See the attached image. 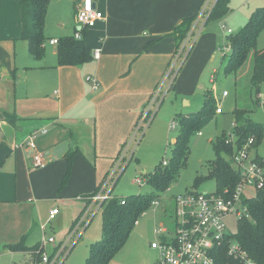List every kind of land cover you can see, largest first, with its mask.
I'll return each instance as SVG.
<instances>
[{"label": "crops", "instance_id": "0c3cea01", "mask_svg": "<svg viewBox=\"0 0 264 264\" xmlns=\"http://www.w3.org/2000/svg\"><path fill=\"white\" fill-rule=\"evenodd\" d=\"M83 1H50L45 54L36 58L28 40L22 37L18 0H0L2 264H27L28 258L31 264L32 253L12 250L7 245L25 241L28 250H32L43 244L49 228L55 232L63 230L61 234H66L70 226L71 230L87 203L79 197L99 191L181 48L173 35L176 26L196 16L206 0H93L105 18L94 27L83 29L80 39L75 38L79 45L91 50L92 59L78 64L62 63L59 47L64 38L73 34L75 37L76 13ZM259 5L255 3L249 11L254 12ZM54 38L60 42L52 44L50 39ZM96 50H100L99 58L93 56ZM252 66L250 61L242 70H248L245 86L250 82ZM89 76L98 79L97 89L87 80ZM183 78L177 73L173 89L176 96L188 94ZM211 78L215 86L217 76L214 82ZM41 128L47 131L37 133V149L48 164L34 168V150L24 142ZM257 148H253L256 158L264 163ZM144 169L142 174L149 173ZM54 208H59V213L49 220Z\"/></svg>", "mask_w": 264, "mask_h": 264}, {"label": "rangeland", "instance_id": "374dc122", "mask_svg": "<svg viewBox=\"0 0 264 264\" xmlns=\"http://www.w3.org/2000/svg\"><path fill=\"white\" fill-rule=\"evenodd\" d=\"M255 3L260 4L257 7L264 6V0H232V11L230 13L223 18L211 20L208 25L203 24L200 26V29H197L196 35L193 37V40L196 42H194L193 52H190L191 54L186 59L187 61L182 58L177 63V72L182 76L184 75L183 83L186 90L188 89V94L176 96L174 90L166 92L153 122L145 126L144 134L141 132L142 139L136 145L134 159L130 161L118 178L112 196L130 197L132 195H146L153 192V187L147 182L141 170L145 168L148 172H151L163 159L171 158L173 150L172 140L179 134V127L177 125L172 127V123L173 121H177L181 110L200 113L206 100V94L212 91L216 98L217 106L223 108V113L213 114L208 122L202 124L199 129L194 131L190 139V151L186 164L180 168L177 178L172 181L170 187L161 191L160 204H152L139 218L127 243L110 264H157L159 258L158 252L151 248V242L161 236L158 229H161L162 225L173 231L176 223L174 216L175 196L182 194L186 189H197L198 191L205 192L216 190L215 179H207L199 187L195 186V179L198 174L206 173L208 163L216 159L217 154L214 148V141L224 135L231 138L235 136L232 111L236 107L237 102L236 86L238 80H240V86H245L244 82L248 76V70L243 72L242 70L248 62L239 68L237 74L234 75L233 73L226 72V64L230 56L228 55L224 58L223 55L227 53L228 46H230V34H237L246 26L253 12L252 10L249 11V7L255 6ZM191 44L188 46V49H190ZM257 47L259 49L264 48V30L258 38ZM48 49H50L49 46ZM183 61L186 62L184 63ZM215 69L218 73L216 75V84L213 86L210 78ZM224 91H228L230 95L222 97ZM243 98L246 99L245 96ZM256 99L258 102H262V105L257 108L252 117L264 125V86L261 89V95L256 97ZM200 132L202 133L201 135L199 134ZM233 145L235 147L237 145L235 138ZM257 149L259 154L264 157V137ZM221 155L227 159L229 158L225 151H222ZM251 156L253 158L256 157V150L251 153ZM136 177L143 179L142 183L137 182ZM246 194L247 196H254L256 195V191L246 189ZM102 212L103 208L95 214L91 223L83 231L81 239L70 251L69 256L63 260L62 264H86V259L90 255L91 244L102 238ZM227 223L230 230L236 233L238 218L232 215L227 219ZM70 227L66 234H61L63 230L55 232L48 227V233L43 237L42 241L53 236L55 242L45 244L47 252H52L60 245L61 241L68 234ZM22 251H27L31 254L34 250ZM29 261L28 258L26 263L30 264ZM2 263V260H0V264Z\"/></svg>", "mask_w": 264, "mask_h": 264}, {"label": "trees", "instance_id": "16d2710c", "mask_svg": "<svg viewBox=\"0 0 264 264\" xmlns=\"http://www.w3.org/2000/svg\"><path fill=\"white\" fill-rule=\"evenodd\" d=\"M51 0H18L23 23L22 37L29 42L31 54L36 58L44 56L45 22ZM232 11L231 0H217L215 6L205 21L223 18ZM196 16L182 20L175 28L173 35L181 47L193 28ZM264 30V6L257 8L250 20L239 33L230 34V51L223 55L230 59L226 64V72L237 74L239 68L252 61V73L247 86H237V103L232 111L234 117V132L237 145L244 144L251 137L255 139L258 147L264 137V125L253 119L252 114L261 103L256 97L261 94L264 86V48L257 47L258 38ZM60 42V40H59ZM195 42V41H194ZM192 43L189 52L193 49ZM94 56V54H93ZM59 57L62 63H82L92 59V52L87 46L77 43L75 37L64 38L59 47ZM223 58V59H224ZM176 80V78H175ZM175 81L170 88L173 90ZM244 93V95H243ZM245 96L246 99L243 98ZM217 101L212 91L206 94V100L200 113H180L177 119L179 134L173 143L172 156L168 165L162 162L152 172H145L147 182L153 187V192L146 195H132L130 197H112L103 204L102 238L90 246V255L86 264H110L119 251L125 246L130 234L137 225L139 218L151 207L153 202L160 197L161 191L168 189L182 166L186 164L190 151V139L194 131L210 120L216 113ZM227 135L218 137L214 141L217 154L216 159L207 165V172L200 173L195 179V186L199 187L207 179L216 181V192L222 193L225 188L234 190L240 175L232 166L231 157L234 145L227 141ZM225 151L230 158L221 155ZM124 200V203H123ZM243 204L247 215L239 219L237 231L234 234L243 249L256 264H264V190L254 196L245 197ZM12 250H28L25 241L7 245ZM41 244L33 248L31 264H38L40 260ZM69 256V255H68ZM218 264H243L222 251L218 257Z\"/></svg>", "mask_w": 264, "mask_h": 264}, {"label": "built area", "instance_id": "2783aa9c", "mask_svg": "<svg viewBox=\"0 0 264 264\" xmlns=\"http://www.w3.org/2000/svg\"><path fill=\"white\" fill-rule=\"evenodd\" d=\"M216 1L206 0L200 9L192 30L183 41V45L169 66L167 73L163 76V80L159 83L155 92L152 93L132 135L115 159L111 170L100 185L99 191L95 194L79 197L87 201L84 211L58 247L52 252H47L45 244L54 243L55 239L50 236L48 239L43 240L41 245L43 250H38L40 252L38 264H62L63 260L70 254L72 247L80 239L90 220L98 211L102 210L104 202L113 197V189L118 178L132 160L136 145L139 144L142 134H144L145 126L152 122L166 92L175 81L178 73L177 63L182 58L185 60L187 57L188 46L192 41L194 42L193 37L196 35L197 29H200L202 23L209 17ZM104 18V13L96 7L93 0H84L76 13L75 38L80 39L83 29L94 27L99 20ZM50 42L57 44L59 39H50ZM229 51L230 46H228L227 53ZM93 54L94 57L99 58L100 50H96ZM216 72L215 70L211 78L213 82L216 80ZM87 80L93 83L95 89L100 86L98 79L93 76H89ZM228 94V91L223 93L224 96ZM216 112L222 113L223 108L217 106ZM176 125L177 121H173L172 127ZM46 131L45 128H41L32 133L24 142L34 150L31 159L34 168H45L48 164L44 154L38 151L36 143L37 133H46ZM234 138L236 139V135ZM234 138L229 136L227 141L233 144ZM254 146V137H251L244 144L234 146L231 162L240 175L234 190L227 187L222 193H218L216 191L205 192L191 189L175 196L174 216L176 223L173 231L162 225L161 229H158L161 236L151 242V248L158 252L157 264H218V257L222 251L243 264H256L246 250L242 248L239 241L235 239V233L230 230L227 223V219L232 215L237 217L238 221L244 215H247L243 204V199L249 197L246 194V189H253L256 194L258 191L264 190V163L251 156ZM168 164L169 159H163V165ZM136 181L142 183L143 179L136 177ZM159 198L153 202V205L160 204ZM58 213L59 208L52 209L49 220H53ZM72 242L73 244L70 247Z\"/></svg>", "mask_w": 264, "mask_h": 264}, {"label": "water", "instance_id": "95a60500", "mask_svg": "<svg viewBox=\"0 0 264 264\" xmlns=\"http://www.w3.org/2000/svg\"><path fill=\"white\" fill-rule=\"evenodd\" d=\"M145 171V169L143 170V172Z\"/></svg>", "mask_w": 264, "mask_h": 264}]
</instances>
